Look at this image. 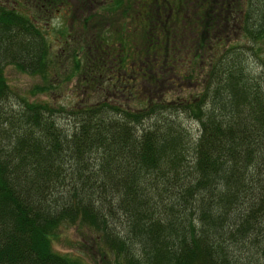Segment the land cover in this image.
<instances>
[{
	"label": "trees",
	"instance_id": "trees-1",
	"mask_svg": "<svg viewBox=\"0 0 264 264\" xmlns=\"http://www.w3.org/2000/svg\"><path fill=\"white\" fill-rule=\"evenodd\" d=\"M192 2L198 19L175 21V31L191 32L200 54L202 6ZM238 10L243 38H264V0L209 5L196 95L152 98V86L119 87L128 66L110 86L83 65L80 84L96 98L66 107L6 85L8 65L45 75L50 45L39 21L0 1V264H78L50 248L63 223L92 229L117 264H264V81L248 71L251 45L225 42L224 21ZM142 26L139 46L171 40ZM114 35L111 47L130 51L122 63L136 44ZM133 96H142L134 109L124 102Z\"/></svg>",
	"mask_w": 264,
	"mask_h": 264
},
{
	"label": "rangeland",
	"instance_id": "rangeland-1",
	"mask_svg": "<svg viewBox=\"0 0 264 264\" xmlns=\"http://www.w3.org/2000/svg\"><path fill=\"white\" fill-rule=\"evenodd\" d=\"M0 1L6 4H13L21 12H25V16L28 15L29 17H34L36 21H39V23H37L39 27L41 29L43 28L42 30L45 31L46 39L49 41L50 45L48 50L50 55V67L46 70L45 75H28L27 73L17 71L16 67L8 65L2 70L6 85H8L13 92L18 95L21 94L30 102H47L50 104H60V106L63 105L66 107H71L79 100H81V102L83 100L85 102L92 103L96 98V94L85 91L82 87L83 85L80 84L81 75L87 74L86 70L82 66L84 65L86 69L89 67L90 70H94V66L99 63V59H107V56L105 53H101L98 56L99 59L98 57L95 59L93 53H88L85 50L87 49L86 46L89 42L93 40L92 36L89 37V34L93 33L94 35L95 32L92 29L88 30L87 28H82L85 25L81 19V17H84V14H80V16L76 17L75 9L77 10V13L80 9L77 8L78 4H76L78 3V0H70L72 4L69 5V7H66L65 4V6H62L63 8H66L67 12H64L68 13L69 10V14L65 18H63L64 15H60L56 12L45 17L46 10L49 9L52 11L54 6L59 4V1L61 0H50V5L47 6L42 4L44 0ZM42 5H44V7ZM71 17L73 19H71ZM121 17L125 18L124 15H121L120 20L118 19V21H112L109 23V31L111 30L112 33L109 36H105L104 34V36L109 39L106 44V49L108 50L112 49V36H115L114 31L117 27L120 28L121 26V32L119 35L122 34L123 38L127 41L129 40V42L134 41L133 43L137 44L140 40L136 36H139L140 38L142 36L141 33H138L139 31L137 32V25L139 24L138 15L131 13L129 15L127 14V20L125 19L126 21L121 20ZM222 19L223 18H221V21ZM231 20L232 18L230 17L227 21H224L228 22L223 29L226 33L225 42L227 44L233 43V45H235V43L240 45L244 43V46L251 45L250 50H246V48L243 50V52L246 53L245 62L248 63V71L255 80L264 81V38L255 40V42H249L243 38L244 36L240 32L239 25L235 24L233 26V22ZM142 23L144 24L145 22L142 21ZM170 24H172V22ZM96 26L99 32L100 25L96 24ZM97 33L96 35H98ZM102 35L103 34L98 36L104 38ZM115 39L116 38L114 37V41H116ZM174 41L177 42L178 40ZM185 47L186 45L183 46V48ZM109 57L111 58L110 55ZM207 59V56L203 57V66L199 65L194 67L193 65L191 68L193 71H191L192 73L190 74L193 75L192 80L188 82H181V84H183L181 85L182 89L175 87L176 90L173 92V90H170L172 87H169V85H163L161 90L159 86H155L154 93L150 91L149 97L155 98V95L157 94V96L167 99H175V97H184V99H186L188 96L196 95L202 87V75L200 74H203L205 70H207ZM75 63L78 65L76 69L74 67ZM185 70H190V68ZM98 72L99 73H95L94 75L96 78L99 74L101 79L104 76L110 75L106 69H102ZM180 72H182V70ZM88 76H90V74ZM96 81L94 78L92 79L93 83ZM102 82L106 81L102 80ZM108 84V82L105 83V85ZM137 85L138 82L135 83V86ZM138 98H130L129 100H124V102L126 105L134 109V107H138L141 105L140 103H142V99ZM181 124L185 128L190 127L191 132L195 131L192 121L187 119L186 121H182ZM57 227L58 228L55 229L54 233L49 236L51 242L50 248H52L56 254H63L67 258H74L78 261V264H117L115 263L117 258L114 255L109 254L107 248L99 243V240L93 233L92 229L87 228V226L80 223L68 225L63 223L59 224Z\"/></svg>",
	"mask_w": 264,
	"mask_h": 264
},
{
	"label": "flooded vegetation",
	"instance_id": "flooded-vegetation-1",
	"mask_svg": "<svg viewBox=\"0 0 264 264\" xmlns=\"http://www.w3.org/2000/svg\"><path fill=\"white\" fill-rule=\"evenodd\" d=\"M192 1L193 0H78V3L76 4H78L77 8L80 9L78 10V13L75 9L76 17L80 16V14H84V17H81L82 21L85 23L82 28H87L88 30L92 29L95 32L94 35L93 33L89 34V37L92 36L93 40L89 42L86 46L87 49L85 50L88 53H93L95 59L101 53H105L107 56V59H99L98 57L99 63L94 66L99 69L97 71L106 69V71L110 74L109 76L102 77V79L106 80V82H108L111 86L113 83V79H111L112 74H114V76H119V73L116 72V68H119V66H122L123 64L124 67L128 66L130 70L120 74L121 80L119 79V81L121 83H118L120 84L119 87L122 90L130 82L133 89L136 88L135 83L137 82L141 88L146 86L147 89H150L149 87L151 86L152 88H154V86H159L161 90L163 88L162 86L165 84L172 87L170 90H173V92L176 90L175 87L182 89L181 85L183 84H181V82H188L192 80L193 75L190 74L192 73L191 68L193 65L194 67L202 65L203 57H208L206 41L210 34L208 33L207 23L209 18V5L212 6L213 3L214 6L215 4L222 6L225 2H227V4L235 5L236 2H240V0H200L202 6L200 9V23H202L201 43L204 45V48L203 50H200V54H198L195 49L192 53V45L187 44V42H191L192 40L191 32L183 29L181 31H175V21L182 24L184 20L188 21L192 20V18L198 19L197 15L194 16L193 13H191V8L194 5ZM42 4H45V6L50 5V0H44ZM64 4L66 7H69L72 3L70 0L59 1V4L55 5L52 11L49 9L46 10L45 17L56 12L60 15H64L63 18H65L69 14V10L68 13H66V8L62 7L65 6ZM42 6L44 7V5ZM130 13L139 16L137 32L139 31L138 33H141V35L144 31V26H142V21H144L148 26V30H150V34L149 32L146 34L157 39L164 33L166 35H170L172 40L166 38L163 47H161L158 42L145 46H139L136 44V46H133L134 48L132 49V51H134V55L130 58L128 56L125 57V61L120 63V58H118L117 55L127 54L130 53V51L127 48L120 49L118 47L116 49L112 47L110 50L106 49L107 40L109 39L105 36H109L112 33L111 30L109 31L110 22L118 21V19L120 20L121 15H124L125 17H121V20H127L126 16ZM71 19L73 18L71 17ZM239 19L240 11L238 10V14L236 13L232 18L233 26L235 24L238 25ZM171 22L172 24H170ZM96 24L100 25L99 32ZM167 25L172 29L171 33L168 31L169 27H167ZM120 32L121 26L120 28L117 27L115 29L114 34L118 33L119 35ZM96 33L98 35L103 34L102 36L106 41V44H104L103 47L100 46L101 39L97 41ZM98 37L102 38L101 36ZM173 40H178L179 44H174ZM184 45H186L185 48H183ZM187 68H190V70H185ZM181 70L183 73L180 72ZM204 74L205 72L200 74L202 75L201 77L205 76ZM149 75L153 78V80L149 78ZM99 76L100 74L97 75V77ZM115 79L118 80V77ZM107 94L111 95L109 92H107ZM190 97L191 96H188V98ZM139 98H142V96ZM178 99H184V97H178Z\"/></svg>",
	"mask_w": 264,
	"mask_h": 264
}]
</instances>
